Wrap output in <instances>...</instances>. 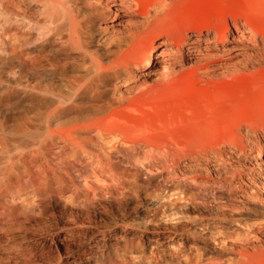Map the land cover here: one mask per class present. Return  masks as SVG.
Listing matches in <instances>:
<instances>
[{
  "label": "bare ground",
  "instance_id": "1",
  "mask_svg": "<svg viewBox=\"0 0 264 264\" xmlns=\"http://www.w3.org/2000/svg\"><path fill=\"white\" fill-rule=\"evenodd\" d=\"M96 1L101 10L86 0H0V79L6 83L0 91L18 93L21 105L36 109L34 127L26 117L9 125L15 119L10 103H1L0 264L102 261L109 249L106 234L91 232L86 240L83 227L106 197L136 189L138 175L126 166L124 153L146 155L148 171L167 169L175 182L169 197L191 203L185 210L173 207L184 218L191 209L205 208L200 192L206 188L225 186L228 197L252 202L253 209L261 206L254 201L264 203V129L257 133L246 120L225 134L212 124L209 133L194 138L191 152L175 159L167 145L153 144L151 137L147 141V126L129 116L176 92L183 78L202 83L264 65V32L256 33L247 20L248 27L234 26L215 40L210 25L194 30L175 21L184 14L180 3L185 0ZM104 9L118 25L109 48L97 45L94 35ZM229 42L234 45L228 47ZM136 71L139 83L127 89L126 97L115 98L111 84ZM224 137L232 143L223 142ZM251 153L255 155L249 157ZM65 195L69 202L85 203L65 204L57 214L53 207ZM255 231L261 240L247 246L251 252L245 257L247 264H264V225ZM75 235L71 249L67 242ZM140 246L138 242L135 249Z\"/></svg>",
  "mask_w": 264,
  "mask_h": 264
},
{
  "label": "rangeland",
  "instance_id": "2",
  "mask_svg": "<svg viewBox=\"0 0 264 264\" xmlns=\"http://www.w3.org/2000/svg\"><path fill=\"white\" fill-rule=\"evenodd\" d=\"M86 4L90 7H101L96 0H86ZM180 8L184 10V14L175 18L176 22L189 23L194 30L210 25L215 40L221 39L228 30L233 31L234 26L248 27L247 20L253 22L256 33L264 32V0H185L180 3ZM157 10H153L152 13ZM104 12V17L96 22L94 35L97 45L109 48L117 37L118 25L112 12L107 9H104ZM183 31L182 28L181 32ZM235 35L236 33H232L233 39H236ZM19 36V34L14 35V37ZM5 40L10 43L12 37L6 36ZM262 41L264 38L260 39V42ZM232 45L233 42L227 44L228 47ZM145 47V44L141 45L139 53ZM4 79V77L0 79V82H3L0 83V88L6 85ZM190 81L188 78L181 79L175 85L176 92L172 91V94L169 92L129 114L135 122L138 121L136 123L147 126L148 131L144 135L148 137H146L147 141H151L149 138L151 137L153 144L161 143V146L165 144V147L167 145V148L175 152L176 159L177 156L182 157L187 150L191 152L197 140L194 141V138L209 133L212 124L222 128L225 134L236 132L239 126L246 125V120L253 123L249 126L257 133L264 129V116H262L264 115V65L251 72L240 71L227 78H217L202 83ZM136 83H139L137 71L132 76H123L115 80L110 86L111 92L115 98L121 99L127 96V89L137 85ZM19 95L8 89L0 91V108L1 103L7 100L15 118L9 121V125H13L16 119L23 121L26 117L29 127L32 128L36 124V109L32 105H21L18 102ZM261 116V122L257 121ZM2 119L3 115L0 114V121ZM198 130H202L201 133ZM224 139L223 142L232 143L230 137L228 138L230 142L227 137ZM221 142L217 141L215 147ZM180 143L185 144L184 147L187 148L180 149L179 146H182L179 145ZM188 147L191 148L190 151ZM124 155L126 166L138 175L136 189L119 191L116 196L106 197L102 205L98 206L96 214L93 213L91 223L83 227L88 231L86 240L91 237V232H104L106 234L104 242L109 248L106 249L107 254L105 253L102 261L92 259L89 264L248 263L245 253L251 251L247 246L261 240L259 233H256L257 235L254 233L257 226L264 225V203L254 201V204L261 206L253 209L252 202L241 197H228L225 186L206 188L200 192L205 208L202 211L191 209L188 218H184L181 214H175L173 207L185 210L184 206L189 207L191 203L180 201L176 196L169 197L167 191L175 182L168 177L167 169L148 171L145 168L146 155L140 153L134 158L126 153ZM253 155L255 153H251L249 157ZM243 157H246V154H243ZM80 160L82 162L80 167L85 166V159L81 156ZM247 161L251 162V158H247ZM145 195L150 197L146 199ZM69 196L65 195L55 204L53 208L57 214L62 211V206L65 204L71 208L76 204L85 203L83 199L69 202L66 200ZM139 199L142 203H138ZM21 209L27 210L25 207ZM192 219L201 221L199 227L194 225ZM75 237L77 238L78 235L67 242L71 249L75 248L77 240ZM46 241L49 243L48 240ZM138 242L142 246L136 250ZM111 246L117 251H110ZM34 262L38 264L37 261ZM260 263L262 261L257 264Z\"/></svg>",
  "mask_w": 264,
  "mask_h": 264
}]
</instances>
